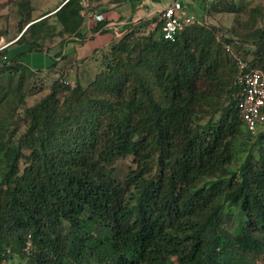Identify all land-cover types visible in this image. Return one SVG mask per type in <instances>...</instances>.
<instances>
[{"label": "trees", "instance_id": "1", "mask_svg": "<svg viewBox=\"0 0 264 264\" xmlns=\"http://www.w3.org/2000/svg\"><path fill=\"white\" fill-rule=\"evenodd\" d=\"M92 1L84 7L63 0L35 18L19 1L25 21L15 41L26 48L13 55L8 45L0 49L2 260L16 254L26 264L264 263V121L253 133L246 129L232 97L236 64L225 48L251 52L241 54L264 72V26L256 20L263 12L248 9L243 22L235 17L226 28L212 22V13L223 5L236 11L234 4L203 0L207 23L194 15L198 22L172 40L162 37L155 13L129 25L98 52L94 74L83 81L75 74L70 85L71 67L87 58L50 56L41 40L53 32L64 44L82 40ZM105 20L90 32L106 30ZM240 27L247 32L238 34ZM28 52L53 61L33 68L21 60ZM37 74L51 78L49 92L21 109ZM246 149L231 168L233 154ZM128 157L121 174L116 162Z\"/></svg>", "mask_w": 264, "mask_h": 264}, {"label": "rangeland", "instance_id": "2", "mask_svg": "<svg viewBox=\"0 0 264 264\" xmlns=\"http://www.w3.org/2000/svg\"><path fill=\"white\" fill-rule=\"evenodd\" d=\"M7 1L10 2V5H9L10 9L7 8L5 4ZM19 1H23L26 4L28 5L30 4L32 6L33 8L32 18H35L43 11H48V9L52 7H56L58 5L57 3L60 0H0V12L3 13V14L2 13L0 14V31H2L4 24L9 23V28H10L9 30H14L16 32L15 36L17 35L21 22L25 21L24 17L20 15L19 13V7H18ZM167 1L168 0H164V2H167ZM180 1H182V3L184 4L185 12L192 14V15L194 14L201 18H204L205 13L207 12V7L205 6V3L203 0H180ZM227 1L232 2L234 4L236 11H227L226 10L227 5L220 6L222 9L218 7L220 10L215 9V11L212 13V20H213L212 22L214 24L229 28L230 26H232L233 19L235 17L239 18L243 22L248 17L247 16L248 9L254 10L255 7H258L261 10V12H263V17H260L258 15L256 17V20L258 21L257 22L258 24L261 23L264 26V0H227ZM12 12H15V13L13 14ZM208 20L210 19L208 18ZM47 21L51 24L54 23V18L52 17V15H49V17H47ZM57 28L58 29H56V31L59 30V26ZM238 30H239L238 34H244L247 32L246 28L240 27ZM50 34L51 33H49L46 36H50ZM26 36L29 38L28 32L26 33ZM51 36H52L51 38L46 37L43 41L41 40L42 44L44 43L48 44L54 40L60 39L61 37V35H58L57 32H55V34L53 32ZM5 42L6 41H0V44L2 45ZM238 51H240L241 53H245L247 56L251 57V52L246 51L243 48H240V49L238 48ZM40 54H43V53L41 52H32L30 54L24 53L22 54L21 58L24 62L27 61V63H31V59H34V60L37 58L42 59V56L44 55H40ZM101 55L102 53L94 54L93 56H90L89 58H87L84 62H81L80 64L72 66L71 67L72 70L70 72L71 74L70 75L65 74L66 75L65 79H67V81L63 78L65 82H69L70 85L74 84L75 74L76 75L79 74L82 81L86 77L92 76L94 72L96 71V68L101 60V57H102ZM44 57L49 58L46 56ZM36 65H39V64H36ZM38 67H41V66H38ZM33 68H37V66H33ZM50 84H51V78H46L42 74H37L36 76L32 77L31 78V89H30L31 92L29 91V93H27V96L20 108L22 109L25 106L34 104L41 97L47 94L49 92ZM61 95H63V92L60 91L59 96ZM227 96L228 94L222 97V100L220 101L221 104H224L227 102L228 100ZM232 97L235 100H237V91L232 92ZM24 128H25V125L21 124L18 128V133L22 132ZM252 140L253 138H251L250 142H252ZM247 151L248 150L246 149L245 151H241V152L239 151L236 154H233L231 162H230V167L236 168L239 165V163L242 161L244 156L246 155ZM130 164H131V159L129 157L119 159L116 162V166L119 169L121 174L128 169V166ZM1 264H26V262L24 259H19L16 256V254H13L11 257L7 258V261L2 260ZM260 264H264V263H260Z\"/></svg>", "mask_w": 264, "mask_h": 264}, {"label": "crops", "instance_id": "3", "mask_svg": "<svg viewBox=\"0 0 264 264\" xmlns=\"http://www.w3.org/2000/svg\"><path fill=\"white\" fill-rule=\"evenodd\" d=\"M61 1L63 0H60L57 4H59ZM85 1L88 5L87 0ZM163 2L164 0H93L91 2L93 4V10L91 11L100 13L105 17L106 30L102 32H95L92 34L90 32V27L93 23L98 21L89 22L86 19L87 21L81 28V32L85 36L82 40H80L76 36H72L64 44L62 43L60 37V39L54 40L48 44V53L50 56H57L60 51H63L67 55H69L72 60H80L86 59L100 51H106L113 40L119 38L126 32L129 25H136L144 19L151 18L155 14V12H153L154 9L156 7H160ZM5 4L7 8L10 7L9 1H7ZM53 8L55 7H52L48 10H52ZM44 12L45 11H43L42 13ZM1 13L2 12H0V14ZM12 13L14 14L15 12ZM151 24L152 22L149 23L148 28H150ZM24 28L25 26L22 28V30ZM9 29V23L4 24L2 31H0V41H6L3 44L8 45V53L9 55H13L24 50L26 48V45L17 43L15 39L18 37L19 32L15 36L16 32ZM28 53L30 54L32 52ZM40 55H44L46 57H49L50 59L42 56V59H31V63H27V61L25 63L29 64L32 67L37 66V68L45 69L52 63L53 60L46 53Z\"/></svg>", "mask_w": 264, "mask_h": 264}, {"label": "built area", "instance_id": "4", "mask_svg": "<svg viewBox=\"0 0 264 264\" xmlns=\"http://www.w3.org/2000/svg\"><path fill=\"white\" fill-rule=\"evenodd\" d=\"M208 1L211 2V0ZM80 4L84 7L87 6L85 0H80ZM153 12L157 14V21H160L159 31L165 39L172 40L186 26L198 22L194 15L185 12L184 4L180 0L163 2ZM102 19L103 15L100 13L94 11L87 13L88 21H100ZM156 22H152L150 28H153ZM201 22L207 23L205 16ZM4 46L6 44H0V49ZM225 48L231 53L237 68V108L246 129L253 133L264 121V72L257 67L250 66L248 59L244 58L243 54L234 51L230 44H227ZM25 251L29 252L28 245ZM7 252L8 248L0 250V263Z\"/></svg>", "mask_w": 264, "mask_h": 264}]
</instances>
